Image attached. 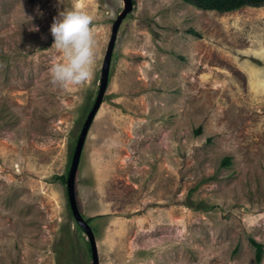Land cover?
Here are the masks:
<instances>
[{"label": "rangeland", "instance_id": "obj_1", "mask_svg": "<svg viewBox=\"0 0 264 264\" xmlns=\"http://www.w3.org/2000/svg\"><path fill=\"white\" fill-rule=\"evenodd\" d=\"M75 3L96 71L53 86L50 26ZM134 3L101 96L123 0H0V264H94L67 179L99 99L76 196L100 264H264V6Z\"/></svg>", "mask_w": 264, "mask_h": 264}, {"label": "clouds", "instance_id": "obj_2", "mask_svg": "<svg viewBox=\"0 0 264 264\" xmlns=\"http://www.w3.org/2000/svg\"><path fill=\"white\" fill-rule=\"evenodd\" d=\"M62 3V0H58ZM93 15L80 4L64 8L53 18L50 33L63 60L50 66L53 86L82 85L93 78L97 67V40L92 28ZM32 30H38L33 26Z\"/></svg>", "mask_w": 264, "mask_h": 264}, {"label": "water", "instance_id": "obj_3", "mask_svg": "<svg viewBox=\"0 0 264 264\" xmlns=\"http://www.w3.org/2000/svg\"><path fill=\"white\" fill-rule=\"evenodd\" d=\"M123 1H124V8L120 12L119 16L117 17L116 21L113 24L111 38L109 40L107 51H106V54H105V57L103 60V64H102L101 89H100V95L101 96L106 91L108 84H109L113 52H114L115 45L117 42L119 28H120L123 20L133 10L134 5H135L134 0H123ZM100 100L101 99L98 100L95 108L93 109V111H92L82 133H81V136L79 138V142H78V145L76 147L75 154L73 157L72 165H71L70 172H69V177L67 179V188H68L71 208L74 212V215H75L77 221L85 229V231L88 233V235L91 239V243H92V247H93V255H94V264H100L98 249H97L95 235H94L92 226L90 225L88 220L82 215V213L79 209L78 203H77L76 177H77L78 167H79V164L81 161V156H82V151H83V147L85 144V139H86L89 127L91 125L93 116L95 115V113L99 107Z\"/></svg>", "mask_w": 264, "mask_h": 264}, {"label": "trees", "instance_id": "obj_4", "mask_svg": "<svg viewBox=\"0 0 264 264\" xmlns=\"http://www.w3.org/2000/svg\"><path fill=\"white\" fill-rule=\"evenodd\" d=\"M135 1V0H134ZM186 3L197 6L204 10H216L219 12H227L240 9L244 6H264V0H184ZM230 161V157L226 158V162ZM63 180L65 177L60 176ZM65 180V179H64ZM88 222L93 220L92 218L87 219ZM252 243L256 247V260L260 262L264 254V244L257 241L256 239H251Z\"/></svg>", "mask_w": 264, "mask_h": 264}]
</instances>
